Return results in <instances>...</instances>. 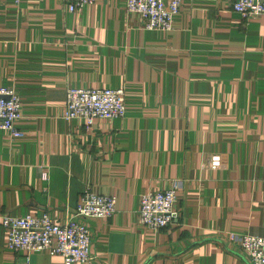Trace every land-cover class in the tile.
Masks as SVG:
<instances>
[{
    "label": "crops",
    "instance_id": "0c3cea01",
    "mask_svg": "<svg viewBox=\"0 0 264 264\" xmlns=\"http://www.w3.org/2000/svg\"><path fill=\"white\" fill-rule=\"evenodd\" d=\"M0 85L22 97L23 132L0 129V264H66L10 249L2 216L48 211L65 223L88 186L117 198L112 216L89 220V264H250L226 235H264V14L184 0L162 30L126 0L76 12L3 0ZM70 87L124 88V116L67 120ZM174 178L178 220L144 227L141 195Z\"/></svg>",
    "mask_w": 264,
    "mask_h": 264
},
{
    "label": "built area",
    "instance_id": "2783aa9c",
    "mask_svg": "<svg viewBox=\"0 0 264 264\" xmlns=\"http://www.w3.org/2000/svg\"><path fill=\"white\" fill-rule=\"evenodd\" d=\"M96 0H61L68 11L76 12ZM3 0H0V5ZM184 0H126L128 13L137 14L148 29L171 30L173 18ZM233 9L244 20L264 14V0H232ZM126 108L124 88L70 87L66 93L64 117L84 118L92 125L96 118L122 117ZM22 114V97L13 86L0 85V129L12 136L23 132L16 126ZM181 180L174 178L162 190H148L140 198V222L152 230L174 224L179 216L177 191ZM114 195L99 194L88 186L80 197L71 217L65 223L56 222L48 211L41 215L15 216L3 214L2 224L8 231V247L14 251H48L63 256L66 264H89L92 260L93 230L89 220L106 219L116 211ZM229 241H239L250 264H264V235L227 231ZM29 258V257H28Z\"/></svg>",
    "mask_w": 264,
    "mask_h": 264
}]
</instances>
